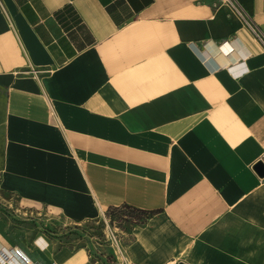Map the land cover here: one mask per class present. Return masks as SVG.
Masks as SVG:
<instances>
[{
	"label": "crops",
	"instance_id": "crops-1",
	"mask_svg": "<svg viewBox=\"0 0 264 264\" xmlns=\"http://www.w3.org/2000/svg\"><path fill=\"white\" fill-rule=\"evenodd\" d=\"M66 149L107 164V207L149 213L143 264H264V47L221 0H0V187H44L16 173ZM48 238L22 248L89 264Z\"/></svg>",
	"mask_w": 264,
	"mask_h": 264
},
{
	"label": "rangeland",
	"instance_id": "rangeland-1",
	"mask_svg": "<svg viewBox=\"0 0 264 264\" xmlns=\"http://www.w3.org/2000/svg\"><path fill=\"white\" fill-rule=\"evenodd\" d=\"M52 123L59 127L55 119ZM63 153L60 158L48 156L47 172L16 173L22 185L27 178L35 182L26 184L44 187H0V229L10 244L31 252L37 236L43 234L56 247L84 251L89 264H143L127 245L134 243L138 228L153 223L149 213L128 204L107 207V164L96 162L94 167L77 160L70 149ZM166 239L180 240L174 232ZM216 239L206 242L214 246ZM237 244L225 242L223 250L233 255Z\"/></svg>",
	"mask_w": 264,
	"mask_h": 264
},
{
	"label": "built area",
	"instance_id": "built-area-1",
	"mask_svg": "<svg viewBox=\"0 0 264 264\" xmlns=\"http://www.w3.org/2000/svg\"><path fill=\"white\" fill-rule=\"evenodd\" d=\"M222 3L229 5L232 10L243 20L244 24L251 30L254 36L264 47V31L252 19L250 14L244 9L238 0H221ZM0 261L4 264H39L33 257L22 247L12 246L0 249ZM52 264H58L52 262Z\"/></svg>",
	"mask_w": 264,
	"mask_h": 264
},
{
	"label": "water",
	"instance_id": "water-1",
	"mask_svg": "<svg viewBox=\"0 0 264 264\" xmlns=\"http://www.w3.org/2000/svg\"><path fill=\"white\" fill-rule=\"evenodd\" d=\"M255 168L256 170L261 174V175H264V162L261 160V161H258L256 164H255ZM179 264H185L183 262H180Z\"/></svg>",
	"mask_w": 264,
	"mask_h": 264
},
{
	"label": "bare ground",
	"instance_id": "bare-ground-1",
	"mask_svg": "<svg viewBox=\"0 0 264 264\" xmlns=\"http://www.w3.org/2000/svg\"><path fill=\"white\" fill-rule=\"evenodd\" d=\"M17 247H19V246H17ZM0 263L4 264V263H3V262H1V261H0ZM171 264H173V263H171Z\"/></svg>",
	"mask_w": 264,
	"mask_h": 264
}]
</instances>
